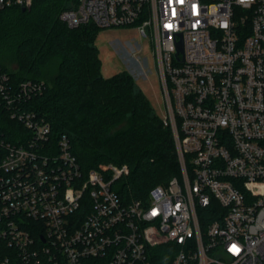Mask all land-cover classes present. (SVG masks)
<instances>
[{
	"label": "built area",
	"instance_id": "built-area-1",
	"mask_svg": "<svg viewBox=\"0 0 264 264\" xmlns=\"http://www.w3.org/2000/svg\"><path fill=\"white\" fill-rule=\"evenodd\" d=\"M65 2L70 27L150 38L181 177L126 201L114 183L129 166L85 172L69 138L25 108L46 82L14 85L0 69V103L24 129L0 132V264H264V0Z\"/></svg>",
	"mask_w": 264,
	"mask_h": 264
},
{
	"label": "trees",
	"instance_id": "trees-1",
	"mask_svg": "<svg viewBox=\"0 0 264 264\" xmlns=\"http://www.w3.org/2000/svg\"><path fill=\"white\" fill-rule=\"evenodd\" d=\"M65 5V0H33L25 10L12 6L1 11L0 69L14 85L45 81L44 90L32 94L25 108L50 122L54 140L69 138L85 172L105 171L111 162L127 164L128 173L114 187L126 201L145 198L154 186L181 177L172 127L135 88L127 70L103 75L95 44L98 26L70 27L59 17ZM12 63L18 68L12 69ZM16 128L24 132L0 103V132L16 141ZM9 250L0 238V258Z\"/></svg>",
	"mask_w": 264,
	"mask_h": 264
},
{
	"label": "rangeland",
	"instance_id": "rangeland-1",
	"mask_svg": "<svg viewBox=\"0 0 264 264\" xmlns=\"http://www.w3.org/2000/svg\"><path fill=\"white\" fill-rule=\"evenodd\" d=\"M99 28L95 44L103 61L102 73L111 77L127 70L134 78L135 88L143 90L153 110L162 118L166 114L164 91L153 57V44L135 26ZM17 69V63L10 65Z\"/></svg>",
	"mask_w": 264,
	"mask_h": 264
},
{
	"label": "water",
	"instance_id": "water-1",
	"mask_svg": "<svg viewBox=\"0 0 264 264\" xmlns=\"http://www.w3.org/2000/svg\"><path fill=\"white\" fill-rule=\"evenodd\" d=\"M23 9L25 10L26 8L23 7ZM178 48H179V51H182L183 50V43L182 42H179L178 43Z\"/></svg>",
	"mask_w": 264,
	"mask_h": 264
}]
</instances>
